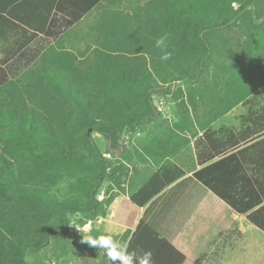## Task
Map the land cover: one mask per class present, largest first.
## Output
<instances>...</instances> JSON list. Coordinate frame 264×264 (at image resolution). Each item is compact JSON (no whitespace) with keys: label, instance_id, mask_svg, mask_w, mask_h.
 Masks as SVG:
<instances>
[{"label":"rangeland","instance_id":"374dc122","mask_svg":"<svg viewBox=\"0 0 264 264\" xmlns=\"http://www.w3.org/2000/svg\"><path fill=\"white\" fill-rule=\"evenodd\" d=\"M147 2L103 0L69 31L64 41L55 40L52 46L68 49L79 58L92 54L94 28L100 18L111 10L134 13ZM239 5L235 3L234 8L239 9ZM245 9L213 33L205 62L185 65L186 71L177 67L175 79L157 86L164 93L153 94L151 100L156 110L152 115H142L133 125H120L119 120L101 117L100 126H108L112 134H92L106 158L108 172L104 189L97 193L95 212L89 210L88 192L100 168L89 156V150L77 145L85 128L82 125L73 128L69 120L53 118L47 112L48 103L57 100L53 96H70L66 85L58 83L52 71L43 72L45 63L38 62L0 87V158L5 155L14 163L13 171L0 163V264H21L23 246L39 242L46 232L50 233L47 246L26 251L24 258L29 264H90L84 253L96 256L100 250L83 242L81 235L98 236L97 230L86 229V224L108 218L113 206L131 207L129 195L159 165L179 166L186 174L190 173L195 166V140L207 128L225 125L239 130L243 127V116L250 110L264 111V15L259 17L252 6L246 12ZM124 81L119 76L117 83ZM120 93L130 113L142 112L152 103L146 94L130 96L122 89ZM59 126L68 127V137L73 143L61 142L65 136ZM74 145L78 147V154L73 151ZM73 153L79 156L82 165L74 164ZM184 183L188 187L184 203L176 202L170 194L167 204L175 207L168 215L172 223L163 224L164 229L172 226L182 206L194 202L192 194L196 189L192 177ZM189 214L184 211L185 217ZM124 215L121 211L117 213L120 217ZM64 216L68 219L66 235L63 234ZM186 226L169 242L176 240L177 244L190 233L194 234L193 222ZM232 232L227 249L240 253L249 248L252 251L249 258L244 255L249 262L243 260V263L264 264V233L247 235L263 240V245L256 250L252 242H241L247 233H240L236 227ZM209 235L208 239L213 241L214 232ZM128 237L129 232L115 236L122 243ZM195 237H189L188 241ZM211 244L203 249L204 253L221 247Z\"/></svg>","mask_w":264,"mask_h":264},{"label":"trees","instance_id":"16d2710c","mask_svg":"<svg viewBox=\"0 0 264 264\" xmlns=\"http://www.w3.org/2000/svg\"><path fill=\"white\" fill-rule=\"evenodd\" d=\"M102 1L0 0V53L8 51L6 53L8 56L0 58V87L11 80L8 71L12 73L13 69L7 63L13 58L18 60L26 57L28 54L26 47L34 36L44 34L56 38L87 13L99 7ZM235 3L240 4L237 10L234 8ZM250 6L254 7V12L259 17L264 15V0L263 2L262 0H148L134 13L111 10L105 17L100 18L94 28L95 46L92 54L86 55L87 57L83 55V58H79L68 49H57L52 45L45 48L41 54V62L45 63L42 65L43 72L52 71V76L59 79L58 83L66 85L70 95L60 98L53 96L57 100L48 103L47 112L53 118L69 120L73 128L81 125L85 128L77 145L88 149L89 156L98 162L100 168L88 192L91 212L96 211L97 193L104 189V181L108 174L106 158L92 135L93 132H101L111 136L112 131L108 126H100L101 117H107L111 121L119 120L120 125H133L143 118L142 115L146 117L152 115L156 108L151 98L160 91L157 86L175 79L177 67L184 70L185 65L205 62L207 59L205 52L210 49L213 33L225 23H229L235 14L242 13L243 9ZM17 28L30 31L32 36L14 39L10 43V48H4L1 40L11 39L5 34L11 35ZM163 36H167V48L164 50L156 47V40ZM164 51L172 53L171 59L161 60ZM15 53L17 56L14 55ZM76 60L80 62L75 63ZM119 76L125 79V83L118 85ZM85 83L86 85H83ZM121 89L130 96L146 94L152 103L150 102L148 108H144L142 112L136 110L130 113V107L120 99V96H123L120 93ZM65 100L71 103H66ZM75 110L78 112L76 113ZM243 120V127L239 130L228 128L223 132H217L207 128L195 140V150L200 165L226 155L193 173V176L209 188L221 202L217 205L213 218L214 232L218 235H223L225 224L230 222L225 214L226 210L232 209L239 213H248V219L264 231V204L254 209L264 199L260 194L262 190L258 191L256 188L257 180L244 171L249 189L242 191L239 180L229 181V178L225 180L223 175H219L226 168L236 175L238 159L236 153L232 151L264 135V111L250 110L243 116ZM67 128L63 126L58 128L65 136V140H61L63 144L72 142L69 140ZM73 151H78L76 145ZM243 151H246V148ZM76 154L73 155L74 164L82 165L83 162L79 160V156L76 157ZM235 160L236 162H233ZM0 163L10 171L14 170V163L8 161L5 155L0 158ZM184 175V169L179 166L159 165L155 172L130 195L129 200L133 205L141 208ZM256 195L255 199H246ZM144 228L149 229L139 224L138 229L141 231L139 230V234L130 241L127 247L129 252H135L141 257L144 253L151 252L150 264H200L194 258L199 251V247L194 244L196 240L188 241V238L194 237V234L190 233L183 239L189 246L181 251L167 239L159 238L155 231L148 235ZM67 229L68 219L64 216L63 234H67ZM210 231H213L212 227L206 222L205 228L198 231L197 235L208 239ZM232 233V230H228L226 235L231 237ZM49 242L50 233L46 232L39 242L25 244L20 263L29 264L24 258L28 248L41 249ZM159 256L163 258H158Z\"/></svg>","mask_w":264,"mask_h":264},{"label":"crops","instance_id":"0c3cea01","mask_svg":"<svg viewBox=\"0 0 264 264\" xmlns=\"http://www.w3.org/2000/svg\"><path fill=\"white\" fill-rule=\"evenodd\" d=\"M93 11V10H92ZM91 11V12H92ZM91 12L87 13L85 16H83L77 23L70 26L69 28L65 29L62 33H60L56 38L48 37L44 34H39L37 36H34L33 39L29 42L27 45L26 52L28 53L26 57L20 58L18 60L12 59V61H9L7 64L12 66L13 72L10 73L8 71L9 78H12L14 76H17L20 74V72L24 69H28L30 67H35L36 63L41 62V54L45 51V48L48 46H51L55 40H62L64 41L66 36L68 35L69 31L76 27L79 23H81L85 17H87ZM11 39H6L5 41L1 40V44L4 45V48H10V43H12V40H17L18 38L24 39L26 36H32L31 32H26L25 30H22L21 28H17L15 33L5 34ZM13 37V38H12ZM66 44V42H65ZM24 50V49H23ZM8 51H2L0 53V58H4V56H8ZM15 53L14 55H16ZM17 56V55H16ZM7 67V65H4ZM9 81H7L5 84H7ZM219 122L217 121V124ZM225 125H219L216 127H212V130H215L217 132L223 131L224 129H228ZM232 128V127H230ZM220 130V131H219ZM202 135V134H201ZM200 137V136H199ZM264 139V135H261L257 137L254 140L249 141L246 144H243L236 148L234 151L236 153V160L233 162L237 163V173L236 175H233V171L228 170V168L224 169L222 173L219 175H223L225 180L230 179L229 181H232L233 179L239 180L241 182V190L249 189L247 179L245 178L244 171L249 173L253 176V179H256V188L258 191L262 190L260 192L261 197L264 198V141H260ZM254 145V147H252ZM246 148V151H243ZM230 152V153H232ZM227 153V154H230ZM219 156L215 159L210 160L209 162L200 165L197 158V153L195 150V166L194 169L190 173H185V175L172 184H170L168 187L163 189L160 193L155 195L145 206L138 208L135 205H132L131 207H125L122 208L120 206H113L110 210V215L107 217H101L97 222L90 221L88 224H86V229H90L91 227L97 230V235L100 234H106V233H112L115 234V236L123 235L126 232H129V237L125 244L129 245L130 241L133 237H136L141 229H138L139 224L143 223L142 226H146L149 229H143L148 235L152 234V231H155L157 236L159 238H165L168 241L170 239H175L185 228H187L186 224L190 221L193 222L194 225V236L196 242L194 243L195 246L199 247V251L196 252L194 255L195 259L200 262V264H244L243 260H246V262H249L244 255H246L248 258L252 251H250L249 248L243 250L240 253L234 252L232 250L227 249V245L229 244L230 239L232 237H229L226 235L227 231L232 230V228L236 227V229L242 233L246 234V236L243 238V241L246 243H251L254 245V249L259 250V246L263 245V240L260 238H251L250 236H247L248 233L253 234H259L263 230H261L258 226L253 224L247 217L248 213H239L235 210H230L225 212L226 216L230 219V222L225 224V231L220 236H216L214 231V217H215V210L217 209V205H219L221 202L219 198L205 185H203L199 180H197L193 173L201 170L204 166L208 164H213L216 161L220 160L221 158L225 157ZM194 181V193L192 194L194 198V202L191 205V203H187L188 205L182 206V211L179 213L178 216H176V219L172 226L169 229H164L163 224L165 223H172L170 218L168 217L169 213L172 211L174 206H169L170 201V194L172 193V198L176 202L184 203V193L188 190V187L184 186V181L191 178ZM143 183H141L142 185ZM140 185V186H141ZM139 186V187H140ZM138 187V188H139ZM131 195V194H130ZM129 195V197H130ZM256 196L252 198H246V199H255ZM171 198V199H172ZM243 198V197H242ZM244 200V198H243ZM168 203V204H167ZM264 204V199L261 203H259L254 209L259 208ZM124 213V217L117 216L118 212ZM184 211L189 212V216H184ZM131 217V218H130ZM127 219H129V222H127ZM132 219V221H130ZM209 222L210 227H212L215 234L214 240L210 241V239L198 237L197 232L201 229L205 228V223ZM96 223V224H95ZM140 230V231H139ZM172 231V232H171ZM88 235L90 233H87ZM78 235V233H77ZM83 236V235H81ZM256 236V235H253ZM203 238V239H201ZM201 239V240H200ZM198 240V241H197ZM173 242L174 245H176L177 248H179L181 251H184L186 249V246H189L188 242H184V240H181V242H178L176 244V240L170 241ZM183 242V243H182ZM212 243V244H211ZM219 245L220 248L218 250H215L214 252L210 253H204L203 249L208 245ZM189 248V247H188ZM100 250V249H99ZM259 254V253H258ZM85 260L91 261L90 264H106V257L104 255L103 250H100V253L96 256L87 253L85 254ZM158 258H163V256H159ZM249 264V263H248Z\"/></svg>","mask_w":264,"mask_h":264},{"label":"clouds","instance_id":"9594fccd","mask_svg":"<svg viewBox=\"0 0 264 264\" xmlns=\"http://www.w3.org/2000/svg\"><path fill=\"white\" fill-rule=\"evenodd\" d=\"M167 36H163L156 40V47L162 50L167 48ZM172 53L164 51L161 56L162 61L171 59ZM83 242L88 245L103 250L106 257V264H150L151 252H146L144 255L138 256L135 252H129L127 245L118 242L115 234L106 233L98 236L88 234L83 235Z\"/></svg>","mask_w":264,"mask_h":264}]
</instances>
